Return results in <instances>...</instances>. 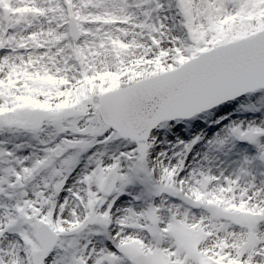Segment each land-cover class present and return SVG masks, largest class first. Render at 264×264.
Returning <instances> with one entry per match:
<instances>
[{"label":"snow or ice","instance_id":"snow-or-ice-1","mask_svg":"<svg viewBox=\"0 0 264 264\" xmlns=\"http://www.w3.org/2000/svg\"><path fill=\"white\" fill-rule=\"evenodd\" d=\"M16 3L0 0V135L19 139L0 140V264H264V0ZM131 186L142 204L117 205Z\"/></svg>","mask_w":264,"mask_h":264},{"label":"rangeland","instance_id":"rangeland-1","mask_svg":"<svg viewBox=\"0 0 264 264\" xmlns=\"http://www.w3.org/2000/svg\"><path fill=\"white\" fill-rule=\"evenodd\" d=\"M10 5L12 6V1L10 2ZM5 13H11L9 10H6L5 8ZM250 112H246L245 115H243L241 118V120H246V119H250L249 117H247V115H249ZM223 114V113H221ZM260 115V113H257L254 117H258ZM234 120V119H233ZM202 121V120H201ZM200 121V122H201ZM198 128V127H197ZM217 130V126L215 125H210L209 128L207 129V132H210V134H212L211 132L216 131ZM193 128L191 126H186L185 128L181 129L179 132H168L167 134H165L163 131L160 133V135L158 136V143L155 145L156 150L157 149H162V151L167 152L169 155L171 154V152L174 150L172 147V144H169L167 142H164L165 139H167L168 141H172L173 144L175 143V141H173L172 139L174 137L179 136L182 139H189L190 136L193 134ZM191 133V134H190ZM211 136V135H210ZM20 139H26V137H21ZM0 140H7L9 141V143L7 144L8 147H12V145L14 143H18L19 139H17L15 136L11 135V134H7V135H0ZM176 140V139H175ZM24 153L27 152V149L23 150ZM158 152V151H157ZM83 166V162L81 164V167ZM79 169H77L78 171ZM75 177V173H73V175L71 177H69V181L68 184L70 185L73 181ZM67 187V185H66ZM133 187V189H132ZM131 188H129L130 190H127L124 194L126 196V199L129 198L130 201L132 200V198L134 197L135 193L139 191V186H132ZM63 195H67V192L65 191V193L61 194ZM132 197V198H131ZM158 200V198H157ZM138 204V201L136 202ZM140 203H142V201H140ZM94 240H99V237H93Z\"/></svg>","mask_w":264,"mask_h":264},{"label":"bare ground","instance_id":"bare-ground-1","mask_svg":"<svg viewBox=\"0 0 264 264\" xmlns=\"http://www.w3.org/2000/svg\"><path fill=\"white\" fill-rule=\"evenodd\" d=\"M12 1V6L10 5V2ZM6 8V10H9L10 12H11V14H14L15 12H17V11H19L20 9L18 8V6H17V3H16V0H8V6L7 7H5ZM168 23H171V21H168ZM141 67V70H147V68H146V66H140ZM245 111H238V110H233L232 111V114H231V116L229 117V119H234V120H241L242 118V116L243 115H245ZM257 113H253V112H250L249 113V115H247V117H249L250 119H255L256 117H254L255 115H256ZM211 119V117L209 118V120ZM200 125L201 126H203L204 127V130L207 132V129L209 128V126L210 125H208L207 124V122L206 121H204V120H202L201 122H200ZM193 128V127H192ZM194 131H196V132H198V131H200V128L198 127H196V128H193V131L192 132H194ZM213 132H215V131H213ZM213 132H211V133H213ZM191 134V133H190ZM207 134L210 136V135H212V134H210V132H207ZM176 139V137H174L172 140L173 141H176L175 140ZM156 148V147H155ZM157 151L158 152H160V151H162V149L160 148V149H157ZM171 155V154H170ZM132 187V186H131ZM130 187V188H131ZM132 189H133V187H132ZM128 190H130V189H128ZM132 198V197H131ZM129 202H131V203H133V204H136L137 206H139L140 204H142V203H140V201H138V204L136 203L137 201L136 200H134L133 198H132V200L130 201V199L129 198H127L126 199V196H125V194L123 193L119 198H118V200H117V205H127Z\"/></svg>","mask_w":264,"mask_h":264}]
</instances>
